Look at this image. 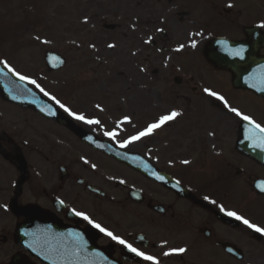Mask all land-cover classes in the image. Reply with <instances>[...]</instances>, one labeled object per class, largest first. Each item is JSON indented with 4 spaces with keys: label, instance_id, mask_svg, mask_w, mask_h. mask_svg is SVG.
<instances>
[{
    "label": "flooded vegetation",
    "instance_id": "obj_1",
    "mask_svg": "<svg viewBox=\"0 0 264 264\" xmlns=\"http://www.w3.org/2000/svg\"><path fill=\"white\" fill-rule=\"evenodd\" d=\"M153 1L134 0L129 5L132 0H116L122 17L118 27L126 30L125 13L128 17L132 12L134 23L130 39L121 33L117 57L122 59L126 38L131 56L137 55V44L149 38L146 44L154 43L155 3L165 6L164 13L174 2H187L174 6L180 10L171 23L168 20L173 28L182 25L178 38L185 41V52L168 51L170 57L179 56L168 64L171 83L166 88L52 90V96L71 112L100 121L86 124L57 104L88 132L84 138L76 129L9 100L0 91L1 264H9L20 253L35 264H47L19 241L17 228L28 219L21 207L27 205L38 208L36 232L44 251L55 248L50 243L66 230H93L97 243L114 261L150 264L75 214L81 212L156 257L159 264H264V234L226 215L235 212L264 228V162L246 149L253 143L245 134L251 126L204 91L223 96L230 107L264 126V84L260 83L264 80V0ZM184 12L192 15L191 20L181 19ZM210 42L211 60L205 53ZM219 50L224 54L221 58ZM143 56L151 66V54ZM172 111L180 115L152 137L120 147L130 135ZM125 116L131 123L122 122ZM112 131L117 133L115 139L104 135ZM179 248L186 251L171 252Z\"/></svg>",
    "mask_w": 264,
    "mask_h": 264
},
{
    "label": "rangeland",
    "instance_id": "obj_2",
    "mask_svg": "<svg viewBox=\"0 0 264 264\" xmlns=\"http://www.w3.org/2000/svg\"><path fill=\"white\" fill-rule=\"evenodd\" d=\"M183 4L187 2H174L167 7L169 11L161 13L165 6L155 3L154 43L137 44L134 47L137 55L131 56V45H125L126 38L121 46L122 59H118L121 33L130 39L134 23L130 22L132 12L128 17L125 13L126 30L118 27L122 17H119L116 0H0V60L36 80L50 95L52 90L66 88H166L172 81L166 65L179 60L176 57L169 60L168 51L185 43L178 38L182 25L173 28L174 24H169L168 20L171 23L180 10L174 6ZM181 17L188 21L192 15L184 12ZM110 44L115 47L109 48ZM48 49L67 56L68 64L64 69L54 73L47 71L44 55ZM148 52L154 67L149 72L151 78L154 76L152 80L148 78L146 62L141 60ZM119 63L124 71L120 77L117 74Z\"/></svg>",
    "mask_w": 264,
    "mask_h": 264
},
{
    "label": "snow or ice",
    "instance_id": "obj_3",
    "mask_svg": "<svg viewBox=\"0 0 264 264\" xmlns=\"http://www.w3.org/2000/svg\"><path fill=\"white\" fill-rule=\"evenodd\" d=\"M228 7H232V5H228ZM261 27H264V24L261 25ZM157 31H163L162 29H157ZM197 35L199 33H196ZM46 42V41H45ZM146 43L151 42V38L149 40L145 41ZM191 46L193 48L196 47V42L192 41ZM94 47V45H93ZM109 48L115 47L114 45H108ZM185 47V45L181 44L178 48L175 49V51L179 52ZM236 55H240V51L238 50L236 52ZM0 65H3L4 68L8 70V72H11L14 76H17L21 81H27L30 84L35 85L37 88L40 89L41 92L44 93L45 96H47L50 100L54 101L56 104H59L61 108L64 109V111L68 112L70 116H73L75 119L83 121L86 124L90 125H99L100 121L98 119H89L85 117L83 114H76L71 112L68 108H66L55 96L50 95L48 92H46L38 83L36 80L31 79L25 75L20 74L19 72H16L15 69H13L7 61L0 60ZM261 84H264V80L260 82ZM253 87H256V85H252ZM204 91L209 95L216 97V99L223 101L224 107L227 108V110L231 113H234L236 117H238L240 120L247 122L248 125L251 126V129L246 128L245 134L246 138L253 141L252 147L259 148L262 151H264V126L257 123L251 116L245 115L240 110L234 107H230L227 103V101L224 100L223 96L218 95L215 92L210 91L209 89H204ZM99 107V105H97ZM180 115L177 111H172L169 114L161 115L158 120L155 122L149 123L146 127H144L142 130L137 131L135 134L130 135L127 139L123 140V142L120 144V147L127 148L130 144H133L135 142H138L145 138L152 137L158 130H160L165 124H167L169 121L175 120ZM122 122L131 123L130 117L125 116L123 118ZM105 136L115 139L117 136V133L115 131L112 132H105ZM87 162V161H86ZM184 164H188L189 161L185 160L183 161ZM95 167V165H93ZM160 179H163V177H159ZM261 191H264V187H261ZM207 199V197L205 198ZM215 203V201H213ZM221 211H224L223 207H221ZM77 216L83 217V219L87 220L89 224H92L93 227L99 229L101 232L105 233V235L111 237V239L117 241L119 244L124 245L130 252L134 253L138 257H142L144 261L150 262V264H159V260L152 256L148 255L142 251H139L137 248L133 247L131 244H128L125 240L115 236L110 231L106 230L105 228L101 227L98 223H95L92 221L86 214L81 212L75 213ZM226 215L230 217H234L237 220L242 221L243 224H245L248 228L253 229L255 232L264 234V228H261L255 224L250 223L247 219H244L243 217L239 216L235 212H227ZM186 251L185 248H179V249H172L171 252L173 253H184ZM74 255H77L78 253H73ZM170 252H165L164 255L168 256ZM53 264H56V261H53ZM67 264H72L71 261H68Z\"/></svg>",
    "mask_w": 264,
    "mask_h": 264
},
{
    "label": "water",
    "instance_id": "obj_4",
    "mask_svg": "<svg viewBox=\"0 0 264 264\" xmlns=\"http://www.w3.org/2000/svg\"><path fill=\"white\" fill-rule=\"evenodd\" d=\"M211 47H212L211 44L208 45V48H209L208 54L210 53ZM46 60L53 69L61 68L66 63V59L62 55L56 52H48ZM0 87L3 89L5 88H31L30 85L26 81H21L17 76H14L10 72H8L2 65H0ZM90 247L91 249H95V245H90ZM98 255H100V253L96 251V249L91 251L90 259H87L86 263L82 258H80V261L82 262L81 264H99L100 262H98L96 259ZM14 264H19V261L17 260ZM72 264H78V263L75 262Z\"/></svg>",
    "mask_w": 264,
    "mask_h": 264
},
{
    "label": "bare ground",
    "instance_id": "obj_5",
    "mask_svg": "<svg viewBox=\"0 0 264 264\" xmlns=\"http://www.w3.org/2000/svg\"><path fill=\"white\" fill-rule=\"evenodd\" d=\"M73 242L71 241V240H67V241H65V244L67 245V246H69L70 244H72ZM79 248L76 244H72L70 247H69V249H71V248ZM63 250V249H62ZM63 252H64V250H63ZM48 254H49V256L51 257V258H54L55 260H56V262H57V264H65L66 263V253L64 254H62L61 252H60V247H55V248H53V249H51L49 252H48ZM72 263H75V262H79L78 260H73V261H71Z\"/></svg>",
    "mask_w": 264,
    "mask_h": 264
}]
</instances>
